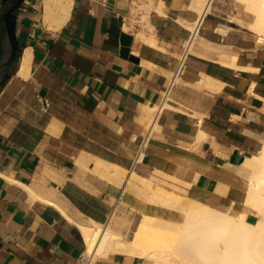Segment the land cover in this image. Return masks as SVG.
<instances>
[{"label":"crops","instance_id":"crops-1","mask_svg":"<svg viewBox=\"0 0 264 264\" xmlns=\"http://www.w3.org/2000/svg\"><path fill=\"white\" fill-rule=\"evenodd\" d=\"M162 1L164 14L151 11L144 20L122 0L105 7L73 0L66 23L51 31L36 12L40 0H24L16 13L17 59L9 67L14 50L0 23V264H78L86 242L69 218L105 224L115 211L123 232L137 225L142 200L127 189L131 172L216 208L240 204L234 163L264 137V57L252 39L220 33L218 16L209 15L199 33L259 71L189 54L173 82L186 24L196 14L189 0ZM142 30L154 31L156 46L137 36ZM27 47L32 60L23 78L16 70ZM200 73L221 81L220 90L193 85ZM170 82L169 106L159 110L142 159L133 163L147 130L142 106H161ZM218 182L225 192L215 190ZM144 210L165 216L169 209L146 203ZM140 263L124 253L95 260Z\"/></svg>","mask_w":264,"mask_h":264},{"label":"bare ground","instance_id":"bare-ground-1","mask_svg":"<svg viewBox=\"0 0 264 264\" xmlns=\"http://www.w3.org/2000/svg\"><path fill=\"white\" fill-rule=\"evenodd\" d=\"M237 1L243 4V11L239 16L222 13L213 6L214 0H189L187 9L194 12L196 17L191 23L186 24L189 35L183 44L189 54L214 60L232 69L257 72L259 66L253 65L250 61L242 63L237 54L197 43L198 37L212 43L204 38L199 30L205 18L215 15L224 17L234 24H243L254 35L255 47H264V0ZM72 3L73 0H40L39 16L42 25L51 31L59 30L69 18ZM131 3L133 13L140 9L145 11L141 13L144 20H147L151 11L164 14L162 0H132ZM224 25L221 24L217 30L220 32L221 26ZM225 26L229 32L236 29L232 25ZM123 28L128 30V24H124ZM137 36L143 42L156 46L154 31L142 30ZM31 60V47H27L20 56L17 76L23 78L29 76ZM173 77V82L181 80V76L172 74L171 79ZM192 84L210 92L220 90L223 85L221 81L209 75H203V78L200 77ZM253 86L254 82L250 88L248 87L250 93H253ZM167 100L168 96H165L161 106H142L141 120L145 125L148 124L151 129L157 128L156 115L161 108L169 106ZM237 157L238 160L234 163L235 172L245 179V183L242 184L243 194L240 202L243 208L236 212H233L235 203L228 209L216 208L164 186L151 185L149 180L132 172L131 176L150 188L147 203L176 211L181 214V220L160 216L157 213V215L149 214L143 208L142 218L131 239L126 240L110 226L108 221L105 224H98L92 220L91 224H81L83 222L78 223L69 218L77 225L84 237L85 253L92 255L91 264L93 262L95 264L94 259L107 253L135 256L141 259L140 264H264V137L260 138L254 152L240 153ZM243 171H247L248 174L244 175ZM23 187L36 196L30 187ZM226 188V184L218 182L215 190L223 193ZM249 210L253 211L255 221L248 218Z\"/></svg>","mask_w":264,"mask_h":264},{"label":"rangeland","instance_id":"rangeland-1","mask_svg":"<svg viewBox=\"0 0 264 264\" xmlns=\"http://www.w3.org/2000/svg\"><path fill=\"white\" fill-rule=\"evenodd\" d=\"M213 4L218 10H220L222 13H225L227 15L239 16L242 13V11H243V4L240 3L237 0H215L213 2ZM39 7H40V5L38 4L37 5V9H36V12L38 13V15H39ZM139 11H142V13L145 12L142 9H140ZM139 11L136 10V13L138 14ZM136 13L134 12V14H136ZM149 14L150 13H148V16H149ZM138 16H140V14ZM138 16H137V18H138ZM212 16H215V15H212ZM218 18H219V22H221V24L224 23L225 25H232L233 27L236 28L235 30H232L230 32L241 34L244 37L252 39L253 45L256 46L255 43H254V35L249 30H247L243 24L231 23V22L225 20L224 17L223 18L222 17H218ZM225 25L221 26V30H220V33H222L224 35L230 33L229 31H227ZM197 43L200 44V45H207L208 47H211V48H218V46L216 44L209 43V42L205 41L201 37L197 38ZM255 48H258V50H260V52L262 54V57H264V47H255ZM230 51H229L230 53L237 54V52H232V50H230ZM227 52H228V50H227ZM240 60H242V59L240 58ZM203 75H204L203 73H200V77L203 78ZM145 126H146V129H147L148 124H146ZM234 173H235L236 181L240 182L241 184H244L245 183L244 182L245 179L240 177V176H238L236 174V172H234ZM243 174L247 175L248 172L247 171H243ZM150 184L153 185L154 183L150 182ZM127 189L130 190V191H133L134 193H136V194H138L140 196V198L142 200V203H141V206L139 207V209L137 211L142 214V210H143L144 206L146 205V203L148 201L149 191H150L149 186L144 185L140 180H138L137 178L131 176V174H130L129 179L127 180ZM242 208H243V205H241V204H239L237 207H235V205H234L233 212H236V211H238V210H240ZM164 215H165L164 217H168V218H171V219H174V220H181V214L176 212V211L168 210V211L164 212ZM247 216H248V218L251 221H255L256 220V217L254 216L252 210L247 211ZM141 218H142V215H140L139 220ZM118 220H119V216L115 213V211H113L110 214L109 219H108V222H109L110 226L113 229H115L116 232H118L122 238H124L126 240L131 239V237H132V235L134 233V230H135L137 225L134 224L133 227H131V228L129 227L126 232H123L118 227ZM139 220H138V222H139ZM138 222H137V224H138ZM120 224L122 226L128 225V219L125 217V220H123V221L120 220ZM96 259H94V260H96ZM93 264H94V262H93Z\"/></svg>","mask_w":264,"mask_h":264},{"label":"built area","instance_id":"built-area-1","mask_svg":"<svg viewBox=\"0 0 264 264\" xmlns=\"http://www.w3.org/2000/svg\"><path fill=\"white\" fill-rule=\"evenodd\" d=\"M87 1L90 3H95V4H98L102 7H105L109 0H87ZM122 1H125L128 3L132 2V0H122ZM188 55H189V53H188V51H186V46H184V44H182V50H181V53H180L179 58H178V65H177L175 72L173 73L175 76H178L181 74L183 66L185 64V61H186ZM172 79H174V77ZM171 85H172V83L170 82L168 84V86L164 89L163 94H162V100L165 98V96L168 95V91H169ZM151 131H152V129L150 127H148L145 134L140 138V141H139L138 147H137V151H136V154H135L134 159H133V163H137L142 159V156H143L144 151H145L147 144H148V140H149V136L151 134ZM91 261H92V255L86 254V253L80 255L78 258V264H91Z\"/></svg>","mask_w":264,"mask_h":264},{"label":"water","instance_id":"water-1","mask_svg":"<svg viewBox=\"0 0 264 264\" xmlns=\"http://www.w3.org/2000/svg\"><path fill=\"white\" fill-rule=\"evenodd\" d=\"M24 0H17L16 3L6 11H2L0 8V16L2 17V28L4 29L8 41L10 42L14 51L18 49V41L16 39V13L19 10ZM15 11V13H13ZM122 44L124 42L122 41ZM128 47L122 46V52H127ZM235 157H233L234 159ZM238 158V157H237ZM236 158V161L238 160Z\"/></svg>","mask_w":264,"mask_h":264},{"label":"flooded vegetation","instance_id":"flooded-vegetation-1","mask_svg":"<svg viewBox=\"0 0 264 264\" xmlns=\"http://www.w3.org/2000/svg\"><path fill=\"white\" fill-rule=\"evenodd\" d=\"M17 0H0V8L4 12L13 6ZM15 13V11L13 12ZM0 23L2 24V17L0 16ZM17 59V52L13 51L6 57L7 66H13Z\"/></svg>","mask_w":264,"mask_h":264}]
</instances>
